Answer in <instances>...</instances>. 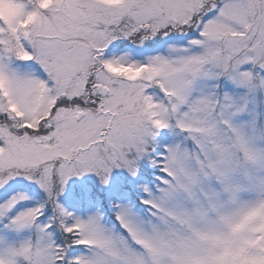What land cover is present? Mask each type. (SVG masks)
<instances>
[{"label": "snow or ice", "instance_id": "1", "mask_svg": "<svg viewBox=\"0 0 264 264\" xmlns=\"http://www.w3.org/2000/svg\"><path fill=\"white\" fill-rule=\"evenodd\" d=\"M0 264H264V0H0Z\"/></svg>", "mask_w": 264, "mask_h": 264}]
</instances>
